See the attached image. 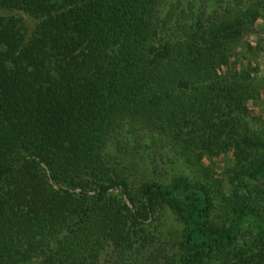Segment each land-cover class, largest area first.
Returning <instances> with one entry per match:
<instances>
[{
  "label": "trees",
  "instance_id": "1",
  "mask_svg": "<svg viewBox=\"0 0 264 264\" xmlns=\"http://www.w3.org/2000/svg\"><path fill=\"white\" fill-rule=\"evenodd\" d=\"M182 4L0 0V264H264V5Z\"/></svg>",
  "mask_w": 264,
  "mask_h": 264
},
{
  "label": "rangeland",
  "instance_id": "2",
  "mask_svg": "<svg viewBox=\"0 0 264 264\" xmlns=\"http://www.w3.org/2000/svg\"><path fill=\"white\" fill-rule=\"evenodd\" d=\"M186 5L191 0H181ZM193 1V0H192ZM195 8L193 12L203 15V20L208 22L212 17L232 16L237 11L242 10L245 5H252L261 2L264 5V0H194ZM165 9V8H164ZM216 10L218 12L216 13ZM162 11V9H161ZM164 11V10H163ZM229 69L238 72L246 73L251 71L254 77L259 79L264 78V8L262 9V16L255 21L246 34L243 44L235 51V55L231 60ZM248 111L252 119L257 120V126L264 127V90L261 96L256 100H250L247 103ZM146 144V142H144ZM231 155L217 157L213 160L214 168L221 174L230 161ZM223 168V169H222ZM111 250H106L103 253V262H107L111 255Z\"/></svg>",
  "mask_w": 264,
  "mask_h": 264
}]
</instances>
